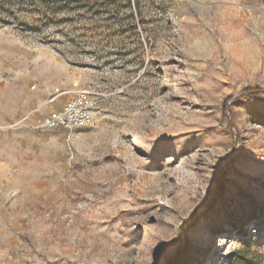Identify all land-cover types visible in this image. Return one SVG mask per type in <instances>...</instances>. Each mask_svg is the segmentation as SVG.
<instances>
[{
	"label": "rangeland",
	"instance_id": "1",
	"mask_svg": "<svg viewBox=\"0 0 264 264\" xmlns=\"http://www.w3.org/2000/svg\"><path fill=\"white\" fill-rule=\"evenodd\" d=\"M172 260L264 264V0H0V264Z\"/></svg>",
	"mask_w": 264,
	"mask_h": 264
},
{
	"label": "built area",
	"instance_id": "2",
	"mask_svg": "<svg viewBox=\"0 0 264 264\" xmlns=\"http://www.w3.org/2000/svg\"><path fill=\"white\" fill-rule=\"evenodd\" d=\"M69 99L62 105L59 110H53L46 114L39 127L42 128H63L72 130L75 128H92L94 119L92 109L94 102L91 94L73 84V89L67 91Z\"/></svg>",
	"mask_w": 264,
	"mask_h": 264
},
{
	"label": "trees",
	"instance_id": "3",
	"mask_svg": "<svg viewBox=\"0 0 264 264\" xmlns=\"http://www.w3.org/2000/svg\"><path fill=\"white\" fill-rule=\"evenodd\" d=\"M222 189H223V187L220 184H218L215 187V189L213 190L212 197L218 198L222 194ZM173 263H174V261L172 260L168 264H173Z\"/></svg>",
	"mask_w": 264,
	"mask_h": 264
}]
</instances>
